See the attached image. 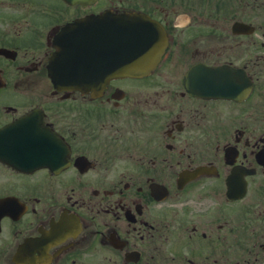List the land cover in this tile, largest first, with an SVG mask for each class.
<instances>
[{"label": "flooded vegetation", "instance_id": "1", "mask_svg": "<svg viewBox=\"0 0 264 264\" xmlns=\"http://www.w3.org/2000/svg\"><path fill=\"white\" fill-rule=\"evenodd\" d=\"M107 11L156 66L56 87ZM0 264H264V0H0Z\"/></svg>", "mask_w": 264, "mask_h": 264}, {"label": "water", "instance_id": "2", "mask_svg": "<svg viewBox=\"0 0 264 264\" xmlns=\"http://www.w3.org/2000/svg\"><path fill=\"white\" fill-rule=\"evenodd\" d=\"M136 17L134 15H126L124 17H109V16H105L104 17V21H105V28L106 29H113V27H119L122 26V30H126L128 29V27L131 25V23L134 22V19ZM94 23H96V21H94ZM96 50H94L93 52H95ZM103 54V56H101L100 58L96 59L94 61V63L97 66H101L102 64H104L105 66V50L101 52ZM77 85V84H74ZM105 85L104 84H92V85H79L77 86L78 89L84 91V92H94L95 96L96 95H101L102 91L104 89ZM98 93V94H97Z\"/></svg>", "mask_w": 264, "mask_h": 264}, {"label": "rangeland", "instance_id": "3", "mask_svg": "<svg viewBox=\"0 0 264 264\" xmlns=\"http://www.w3.org/2000/svg\"><path fill=\"white\" fill-rule=\"evenodd\" d=\"M212 9L214 10V5H210L209 8H208V11L212 10Z\"/></svg>", "mask_w": 264, "mask_h": 264}]
</instances>
